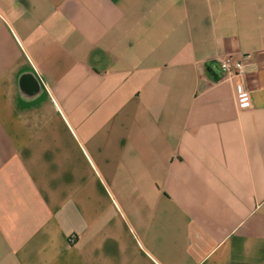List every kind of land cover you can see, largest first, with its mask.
Here are the masks:
<instances>
[{"label":"crops","instance_id":"0c3cea01","mask_svg":"<svg viewBox=\"0 0 264 264\" xmlns=\"http://www.w3.org/2000/svg\"><path fill=\"white\" fill-rule=\"evenodd\" d=\"M0 264H264V0H0Z\"/></svg>","mask_w":264,"mask_h":264},{"label":"built area","instance_id":"2783aa9c","mask_svg":"<svg viewBox=\"0 0 264 264\" xmlns=\"http://www.w3.org/2000/svg\"><path fill=\"white\" fill-rule=\"evenodd\" d=\"M220 72L228 78H244L247 74L248 56H238L236 54H225L215 59ZM242 105H248L245 99L241 100Z\"/></svg>","mask_w":264,"mask_h":264}]
</instances>
